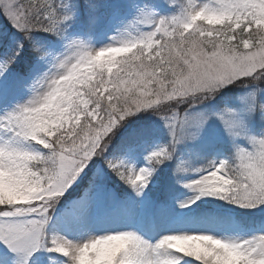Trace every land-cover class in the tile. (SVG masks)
I'll use <instances>...</instances> for the list:
<instances>
[{
  "label": "snow or ice",
  "instance_id": "1",
  "mask_svg": "<svg viewBox=\"0 0 264 264\" xmlns=\"http://www.w3.org/2000/svg\"><path fill=\"white\" fill-rule=\"evenodd\" d=\"M169 4L178 11L162 15L158 9ZM127 8L134 19L96 47L93 36L120 21L122 6L0 0L5 27L19 35L0 51V245L11 253L0 255V264H264V231L232 238L212 230L224 223L218 216L177 215L146 198L161 166L175 160L176 182L198 193L179 208H199L202 196H215L264 213V131L252 133L255 121L264 123V0ZM21 60L26 70L15 71ZM234 88L246 90L236 106L196 111ZM17 97L26 98L13 104ZM149 111L164 122L169 141L143 153L138 165L152 129L132 126V118ZM211 119L232 152L192 169L177 146L198 140ZM190 171L199 175L186 181ZM110 176L131 196L113 192ZM85 182L54 220L57 205ZM100 222L107 227L93 230ZM165 222L172 227L160 232ZM70 231L84 238L71 239Z\"/></svg>",
  "mask_w": 264,
  "mask_h": 264
},
{
  "label": "rangeland",
  "instance_id": "2",
  "mask_svg": "<svg viewBox=\"0 0 264 264\" xmlns=\"http://www.w3.org/2000/svg\"><path fill=\"white\" fill-rule=\"evenodd\" d=\"M112 1L113 0H108L109 3L116 5H120L121 3V1L119 0H116L115 2ZM162 2L163 0L159 4H161ZM138 3L143 4V2ZM178 9V5L172 6L171 4H169L168 6L158 9V11H160L162 15H172L174 14V12L178 11ZM134 15V10L129 9L122 15L120 21L109 27L103 35L93 36L91 43H93L96 47H100L103 44L109 43L113 36H116L118 35V33L124 31L129 22L134 19ZM5 25L6 21L4 20L2 13H0V34H7L6 36H0V46H2L3 40L8 39V37L10 40L9 43H11L13 39H19V35L15 33V30L11 29L10 25H8L7 27H5ZM69 31L75 32L76 29L74 27L72 29H69ZM82 38L88 39L86 35ZM23 71L25 70L23 69ZM243 92L244 90L232 91V89H226L215 100L200 105L199 108L196 109V111H203L204 109L208 108H210L211 111L219 110L225 106L226 102L230 107L236 106L235 97L239 96ZM25 98L26 97H17L12 101V103L14 104L17 101L22 102V100ZM2 111L3 108H0V112ZM140 115H138L137 117H133L132 126L135 125L134 121L136 119L137 121L140 120ZM141 117V119H143V116ZM140 121H138V125H140ZM151 127L152 129L155 128V130L159 134L154 136V138L151 140L150 137H148L145 142H142L140 144L138 153H140L141 155H139L137 160L138 165L143 164V153L157 145L167 144L169 141L168 131L164 126V122L158 116L154 117L151 120L150 128ZM261 131H264V123L257 120L252 125V133L259 134ZM4 137L5 134L0 133V140L4 139ZM231 152L232 148L230 142L224 135L222 126L220 125L219 121L215 119H211L208 122L204 131L201 133V137L198 140L189 141L177 146V155L181 159L186 160L192 169L205 166L209 161L214 159L227 158L231 154ZM175 165L176 161L173 160L161 166L159 172L157 173V176L154 179V184L150 185V189L147 193L146 198L151 199L154 203H160L162 201L166 202L172 212L177 215H187L193 218H198L203 214H213L214 216H218L223 220L224 223L218 227L213 228L212 230L214 232H223L224 234L232 238H246L259 231H264V213H259L256 209L239 208L238 206L229 204L227 201L221 200L215 196H202L200 200L196 201V204L201 205V207L199 208H197L196 205H190V209L179 208V201L190 199L198 193H193L192 191H189L181 184L176 182V178L172 175ZM162 171L165 173L164 175ZM197 175H199V173L190 171L185 175L184 179L186 181L192 180L195 179ZM86 186L87 185L83 184L82 187L78 188L70 198L62 200L61 203L57 205L56 210L53 212L54 220L60 215V213L64 211L66 205L70 204L83 193V188ZM73 187L76 186L74 185ZM108 187L120 197L131 196L129 190L126 189L122 184H120V182L116 180L114 176L109 177ZM166 199L167 201H165ZM235 211L244 212L247 215H250V217H256L257 220L254 221V224H249L251 227L248 230L243 229L234 219L233 212ZM129 226L137 228L139 227V225L136 223H133ZM105 227H107V225L103 222H100L93 225V230L99 231ZM170 227H172L170 223H162L160 226V232L166 231ZM57 230L58 229H56L54 226H50L49 228V231ZM67 234L69 238L74 240L83 239L85 235L83 231H70ZM143 234H145L146 238H150L152 240H156L159 238L158 233H154L151 231H144ZM3 254L11 257V253H9L3 245H0V255ZM44 255L46 257L51 256L53 260H55L59 256V254L55 253H44Z\"/></svg>",
  "mask_w": 264,
  "mask_h": 264
},
{
  "label": "trees",
  "instance_id": "3",
  "mask_svg": "<svg viewBox=\"0 0 264 264\" xmlns=\"http://www.w3.org/2000/svg\"><path fill=\"white\" fill-rule=\"evenodd\" d=\"M115 1L116 0H113L112 2H115ZM119 1H121L120 6H122L124 8V12H126L127 5L130 4V3H136V2L142 1L144 3L147 2V3H156V4H159L162 0H119ZM25 55H27V53ZM20 66H21L22 70L23 69L26 70L25 69L24 60H21ZM240 90H244L245 91V89H242V88H234V89H232V91H240ZM203 111L204 112H208V111H211V109L208 108V109H204ZM141 116H143V119H141L142 118ZM154 117H157V116L153 115L150 111L147 112V113H142L140 115V120H142V121L138 120V121H140L139 124L140 125H148V126H150V122H151V120ZM134 120H135V118H134ZM138 121H137V119L134 121L135 122V125L134 126L138 125ZM151 129H152V127H151ZM157 134H159V133L155 130V128H153L152 129V133L149 136L150 137V140L153 139L154 136H156ZM162 173H163V175L165 174L163 171H162ZM84 184L86 185V183H84ZM234 218H235L236 222H238V224H240L244 228H250L251 227L250 226L251 223L254 224V221L257 220L256 217H250V215H247L246 213L240 212V211L235 212Z\"/></svg>",
  "mask_w": 264,
  "mask_h": 264
}]
</instances>
